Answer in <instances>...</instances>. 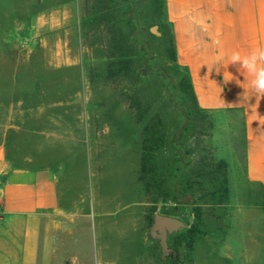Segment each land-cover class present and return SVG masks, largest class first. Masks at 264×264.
Segmentation results:
<instances>
[{"label": "rangeland", "instance_id": "rangeland-1", "mask_svg": "<svg viewBox=\"0 0 264 264\" xmlns=\"http://www.w3.org/2000/svg\"><path fill=\"white\" fill-rule=\"evenodd\" d=\"M61 5L67 20L61 38L71 48L67 58L78 64L55 72L66 104L59 112L61 132L55 137L52 131L50 138L58 140V154L48 145L45 157L46 167L57 158L61 209L51 208L44 218L38 264H245L235 250L237 224L230 220L235 199L230 190L224 196V170L215 173L230 148L228 118L197 108L187 71L176 61L165 0H62ZM2 6L12 17L0 18V28L30 22L38 9L35 0H5ZM22 41L21 35L0 32V90L33 87L31 72L39 71L45 89L53 91L47 66L24 65ZM112 62L119 65L114 79ZM6 100L12 97L0 99ZM147 127L154 130L148 144ZM179 150L186 171L207 174L196 204L200 224L191 200L155 203L140 179L146 156L154 158L158 174H168ZM225 172L230 188L229 167ZM238 176L234 197L246 208L253 200L244 171ZM174 209L186 227L168 236L170 251L164 256L150 229L156 214L169 216ZM249 216L251 235L264 248V217ZM195 225L199 233L188 252L179 233Z\"/></svg>", "mask_w": 264, "mask_h": 264}, {"label": "crops", "instance_id": "crops-1", "mask_svg": "<svg viewBox=\"0 0 264 264\" xmlns=\"http://www.w3.org/2000/svg\"><path fill=\"white\" fill-rule=\"evenodd\" d=\"M35 1L38 9L30 22L0 28L2 34L21 35L24 65L47 66L54 88L47 91L45 77L35 71L31 72L33 87L0 90V99L12 97L0 101V264H38L44 218L51 208L61 209L57 158L46 167L45 154L48 145L58 154V140L50 138L52 131L55 137L61 132L59 112L66 104L55 72L77 66L78 61L67 58L71 48L61 38L67 23L62 0ZM2 2L0 18L12 17ZM46 2L53 5L46 8ZM165 12L177 63L187 71L198 107L228 118L226 146L230 148L223 158L235 199L230 215L231 225L237 224L235 250L246 258L245 264H264V248L248 228L251 212L264 217V98L255 106L256 97H249L250 77L237 65H227L232 51L246 54L264 48V0H165ZM15 85L21 86L18 79ZM241 85L249 91L245 93ZM239 169L245 173L247 194L253 200L246 208L234 197Z\"/></svg>", "mask_w": 264, "mask_h": 264}, {"label": "trees", "instance_id": "trees-1", "mask_svg": "<svg viewBox=\"0 0 264 264\" xmlns=\"http://www.w3.org/2000/svg\"><path fill=\"white\" fill-rule=\"evenodd\" d=\"M172 40H173V36H172ZM118 67L119 65L117 66L116 63L114 62L110 63L109 76L111 79H114L118 76V70H117ZM187 79L189 81L190 88L193 92V88L189 80L188 74H187ZM193 96L197 108L200 111L205 112L198 107L194 92H193ZM131 108L133 109V107ZM138 114H140V111ZM153 131H154L153 129L147 127L145 132L146 133L149 132V134H151ZM152 140H153V136L151 134V136L146 139V143L148 144ZM184 161L185 160L182 155V152L179 150L177 151L174 160L172 162H169L168 174H158L156 168V161L154 160V158L146 156L143 161L140 179L145 184L147 194L149 196H154L155 203L157 200L168 199L170 197H173V201L177 203H183V200L185 201L191 200L194 206L193 214L195 215L196 222L200 224V220H201L200 207L197 206L196 204L198 198L204 195V193L202 192L203 190L202 181L207 177V174L204 171H197V172L186 171ZM227 169H228V163L224 160H221L216 166V172H215L217 174V173H221L224 170V174H223L224 181L222 184V187H224V196H227L229 194V188L227 186L228 181L226 179V172H225L227 171ZM168 182H169V187L166 186ZM177 212L178 210L174 209L172 213H169V216L176 217L178 216ZM197 228L198 226L195 225L194 227L188 229L187 231H184L183 233H179V237L181 238L182 242L185 244L188 252H191L194 248L196 237L199 233V231H197Z\"/></svg>", "mask_w": 264, "mask_h": 264}, {"label": "clouds", "instance_id": "clouds-1", "mask_svg": "<svg viewBox=\"0 0 264 264\" xmlns=\"http://www.w3.org/2000/svg\"><path fill=\"white\" fill-rule=\"evenodd\" d=\"M229 64L237 65L240 72L242 70L250 77L248 85L251 95L249 97H256L258 104L255 106L258 107L260 99L264 98V48H254L246 54H241L239 51H232L228 57L227 65ZM243 88L246 90L245 93L249 91V89Z\"/></svg>", "mask_w": 264, "mask_h": 264}, {"label": "water", "instance_id": "water-1", "mask_svg": "<svg viewBox=\"0 0 264 264\" xmlns=\"http://www.w3.org/2000/svg\"><path fill=\"white\" fill-rule=\"evenodd\" d=\"M185 227L186 224L179 218L156 214L150 229V235L159 240L163 255L166 256L170 251L168 236L181 231Z\"/></svg>", "mask_w": 264, "mask_h": 264}]
</instances>
